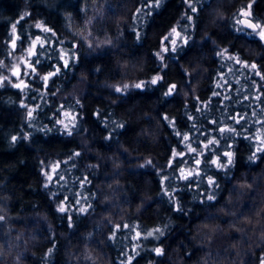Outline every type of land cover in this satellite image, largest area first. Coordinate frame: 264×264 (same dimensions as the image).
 Wrapping results in <instances>:
<instances>
[{
    "label": "trees",
    "instance_id": "trees-1",
    "mask_svg": "<svg viewBox=\"0 0 264 264\" xmlns=\"http://www.w3.org/2000/svg\"><path fill=\"white\" fill-rule=\"evenodd\" d=\"M158 2L0 0V264H264V81L244 67L264 73V41L236 22L251 4L264 23V0ZM173 28L187 39L175 52ZM36 37L48 43L32 73ZM61 50L76 59L45 86ZM20 79L27 88L11 86ZM243 114L241 135L215 131ZM206 133L220 142L200 156L203 182L178 179L172 153L187 172L186 145ZM223 151L232 163L210 165Z\"/></svg>",
    "mask_w": 264,
    "mask_h": 264
},
{
    "label": "snow or ice",
    "instance_id": "snow-or-ice-1",
    "mask_svg": "<svg viewBox=\"0 0 264 264\" xmlns=\"http://www.w3.org/2000/svg\"><path fill=\"white\" fill-rule=\"evenodd\" d=\"M187 2V0H186ZM145 3H147V0H145ZM155 7H159V2L157 0V3L154 5ZM189 9L193 12L196 11L195 7L192 6L191 3H189L188 5ZM246 11H242L240 12V19H238L236 22L238 24H241L244 26V28H247V29H250V31L248 32V35H255V36H258L259 39L261 41H264V23H258L255 21V19H249V17L252 16V13H251V4L249 5H246ZM190 19V17H189ZM37 28H41L42 31L44 32H51L52 30L50 28H47V27H44L43 25L41 24H37L36 25ZM244 28H241V29H238V31H243ZM182 31V30H181ZM181 31H178L176 28H173L172 31L169 33L168 36L164 37V39L166 41L169 42V45L171 46V51L175 52L176 51V44H177V40H183L185 43L187 42V39L186 37H183L181 35ZM12 32L15 33L16 32V28L15 26H13L12 28ZM53 35H55L53 33ZM175 37V39H172L171 37ZM17 39H19V37H17ZM48 43V41H45V40H42L40 37H36L30 44L29 48H28V55L31 57V56H35L36 59L34 62L32 61H26L25 62V66L26 68L30 69L32 73H35L36 72V65H38L40 63V53H38L36 51V46L37 44H39V46L41 48H44L45 47V44ZM12 47L15 48L16 47V39H12ZM170 49L169 47H164L162 49L163 52H168ZM63 52V50H61ZM227 53V50L225 49L224 52H221L220 55L221 56H225ZM158 56H160L161 59H163V57L160 55V53H157ZM228 59H231V60H235L236 63H242L239 58L237 57H234V56H227ZM60 59L63 60V64L60 65V66H57L54 68L53 71L49 72L47 75H43V76H40L39 79H41L45 86L47 85V82L48 80L53 77V76H56L57 74L60 73V69L61 67L63 68H67L69 66V62L70 61H75L76 57H75V54H71L69 55V53L67 52H63V55L60 56ZM244 67L246 68H251L253 70V72L256 73V75H259L261 80L264 81V73H261L260 70L257 68V65L255 64H244ZM13 76H16V77H20L21 73H20V67L17 66L15 71H13ZM27 74V73H26ZM162 79L161 77L157 76V77H154L153 79H151L148 84L149 85H155L157 84V82ZM4 80H7V78H4ZM4 80H0V86H4ZM12 87H15V88H18V89H21L23 90L24 88H27L28 85L24 82L23 79H20V82L19 83H15V84H12L11 85ZM145 85L142 83H138V84H135L133 85V87L135 88H143ZM128 86L125 85V88H127ZM217 87H223V85H220L218 84ZM176 88V85H171V87L168 89V92L166 93V95H170L172 94L173 90ZM116 91L117 92H120L122 91V89L120 88H116ZM214 96H218L220 95V93H213ZM225 99H229L228 96H225L224 97ZM257 99H259V97H256ZM26 107V106H25ZM33 111H35V109L33 110H30L28 112V116L29 117H32V114H33ZM64 115L66 117H69L71 114L70 113H64ZM232 119V121L234 122L233 126H225V127H219L217 126L215 128V131L219 134H223L225 132H228L230 134H232L230 137L228 138H233L234 136L236 135H241L242 132L240 131H237L235 125L236 124H240L241 125V129H243L244 125L241 124V121H246L247 119V114H243V115H233L230 117ZM71 119L72 120H75L76 118L74 116H71ZM167 119V117L165 118ZM60 124H62L64 126V128L66 130H68V134L70 135L71 134V131L69 129V126L68 124H65L63 120H60L58 121ZM170 124H174L173 121H169ZM212 124H217L216 121H212L211 122ZM262 125H264V122H261ZM122 126V125H120ZM176 135L177 136H180L181 137V140L182 141H188L189 140V136L186 135V134H181L180 132H176ZM206 139H207V143H204L203 145H198L197 148H193L191 146V144H187L186 145V148H187V153L189 155H191L192 157V164L189 168V170L187 172H185V169L183 168H179V163H184V155L185 153L184 152H173L172 153V158L174 160H178V164H177V168H178V171H179V174H178V179H182V180H185V181H189L190 183H201L203 181H197L196 180V177H199L200 176V171H199V165L201 164V159H200V156L203 155V151L205 149H207L209 152L211 153H215L216 149L214 147V145H217L219 144V140L218 139H215L211 136V133H206ZM13 139H15V137H13ZM261 144H264V138H261ZM198 148L200 149L199 152H198ZM257 151H264V147H258L257 148ZM75 155H79V153H76ZM222 155L224 157H227V160L225 163H220V158L219 156H217L215 159H213L211 156H209L207 159L208 161L210 162V165H215L216 167H226L227 165H230L232 163V152L231 151H223L222 152ZM251 159V157H250ZM151 163V162H149ZM177 169L174 168V172L176 171ZM45 175H48L47 173H45ZM48 179L51 180L52 177L50 175H48ZM166 179V177H165ZM215 182L211 179V178H208L207 179V184L208 185H212L214 184ZM175 197V194L172 193L170 194V199H174ZM209 200L211 199H214V196L213 195H209L207 197ZM76 203H79V201H76ZM179 210V209H178ZM59 211L60 212H65L66 211V208L62 205L60 206L59 208ZM81 212H84L86 211V209L84 208H81L80 209ZM2 219V218H0ZM125 227H127V225H125ZM155 231L159 232L160 230L159 229H156ZM162 234V233H161ZM139 233H137V237H139ZM153 233L152 232H149L148 233V236H152ZM154 251L157 253V254H160L161 253V249L157 248V249H154ZM128 264H131V261L128 262Z\"/></svg>",
    "mask_w": 264,
    "mask_h": 264
},
{
    "label": "clouds",
    "instance_id": "clouds-1",
    "mask_svg": "<svg viewBox=\"0 0 264 264\" xmlns=\"http://www.w3.org/2000/svg\"><path fill=\"white\" fill-rule=\"evenodd\" d=\"M0 254H3V253H0ZM16 259H17V261H18V260H19V257H17Z\"/></svg>",
    "mask_w": 264,
    "mask_h": 264
}]
</instances>
